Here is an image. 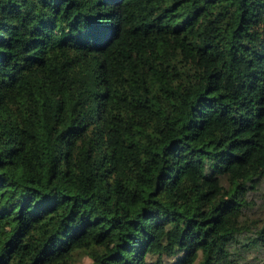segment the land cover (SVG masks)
Here are the masks:
<instances>
[{
  "label": "trees",
  "instance_id": "1",
  "mask_svg": "<svg viewBox=\"0 0 264 264\" xmlns=\"http://www.w3.org/2000/svg\"><path fill=\"white\" fill-rule=\"evenodd\" d=\"M264 264V0H0V264Z\"/></svg>",
  "mask_w": 264,
  "mask_h": 264
},
{
  "label": "rangeland",
  "instance_id": "2",
  "mask_svg": "<svg viewBox=\"0 0 264 264\" xmlns=\"http://www.w3.org/2000/svg\"><path fill=\"white\" fill-rule=\"evenodd\" d=\"M88 261L89 259L85 257L81 262H79V264H86Z\"/></svg>",
  "mask_w": 264,
  "mask_h": 264
}]
</instances>
